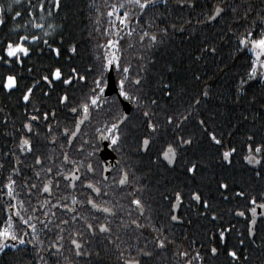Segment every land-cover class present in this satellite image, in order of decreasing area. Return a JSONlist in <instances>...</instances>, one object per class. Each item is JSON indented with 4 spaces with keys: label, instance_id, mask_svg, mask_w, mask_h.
Returning <instances> with one entry per match:
<instances>
[{
    "label": "snow or ice",
    "instance_id": "1",
    "mask_svg": "<svg viewBox=\"0 0 264 264\" xmlns=\"http://www.w3.org/2000/svg\"><path fill=\"white\" fill-rule=\"evenodd\" d=\"M14 3L19 5L21 0H14ZM170 5L178 7L187 6L195 7L196 0H125L119 6L113 4L111 11L107 13L109 17L115 15L121 27L111 25L109 29H105V33L114 35L118 39L108 38L103 45L97 44V54L94 58V63L89 65V71L93 73L91 85L89 87V95L85 97V101L70 110L72 113H77L78 108L83 112V118L75 121V130L65 127L63 132L65 134V141L68 145L73 144V138L77 136L80 131V125L84 122L90 114L91 107L99 108L101 105H111L116 111L117 115L113 118L110 125L106 126L105 131L108 136L105 137L101 134L99 141L92 145V152L90 156H95L99 151L103 156V150L100 148V142L110 141L112 146H118L121 140L130 134L122 133L121 128L127 124L130 118L135 114L143 118L145 133L137 137L138 146L137 151H149L150 146L154 143V137L158 131L165 126L172 129L173 138L171 141L166 142V147L157 155V163L163 164L165 168L174 170L177 166L181 167L183 174L187 179L180 184L166 188L165 191L159 193L161 199L167 203V212L163 219H156L153 215L151 208V198L147 197V185L141 184L136 180L135 175H132L133 180L139 187L133 189L128 193V201L130 210L125 212V209L118 203L111 206H105L108 202H97L91 195H85L83 200L77 198L76 195L70 194L69 190H76L78 183L79 186L85 189H90L96 197L107 195L102 191V187L96 186L87 178L88 173H95V168L91 162H78L72 159L69 153L62 152L61 164L53 169V167H44V161H51V157L34 154V165L40 166L41 171L45 175V179L38 187L37 184L32 183L27 191L31 195L33 190L42 191L46 193L49 199L44 200V204L48 205V210L43 212L48 221L40 220L39 216H28L25 218L22 215L17 204L8 203L9 209H15V215L19 218L21 226H26L31 229V232L13 228V219L11 216L5 222L4 227H0V254H5L6 250L11 248L21 253L18 257H14L11 264H28L26 261V253L19 246L31 245L37 254L47 252L50 257L63 256L61 251L64 248L63 235L57 234L55 240L48 243L47 247H42L43 241L38 238L37 224L41 225L40 231L50 230L49 223L51 217L56 215L52 209H64L72 213L71 220L77 221L84 220L85 228L93 236L105 234V239L109 246H115L120 249L121 241L119 236L113 237V227L111 218H116L118 211L125 212L128 217V222L124 223L123 218L119 221V228L132 229L137 235V240L143 238L144 245L136 249V257H125V253L120 251L117 259H123L124 264H140L141 257H153L154 254H160L163 259V254L171 253L177 260V264H205L206 256L202 255L201 250L194 248L197 243L195 233H185L184 241L187 246H178L174 234V226L176 224L187 223L192 225L193 221L188 219L189 210L195 214L198 220H206L213 224V229L210 234L206 233L207 240V253L210 258H218L220 253L223 252L232 264H241L243 258L244 264H251V253L248 256L240 251L241 246L246 243V238L251 240V243L258 249L264 250V239H261L259 244H256V230L257 218L264 220V191L259 194V202L257 196L246 194L241 190L235 192L234 195L244 198L249 207L247 212L250 216L246 217V211L241 209L239 205L235 210L228 209V212L233 213L237 217H245L247 219V226L244 232H236L237 243L229 247L226 242L228 234L235 230V226L231 221H225L223 209L218 208V200H228L229 196L226 195L231 189V183L227 176L213 177L215 187H212V180L205 184L202 178L205 175L209 164L203 157L186 156L185 153L188 148L196 142L194 133L181 134L185 125L194 121L196 125L206 133L209 141L219 149L218 160L225 166H231L232 157L237 152V148L230 143H225V134L215 127V120L218 113L209 109V103L213 98L220 100L221 104L224 103L222 96H217L214 90L212 81L214 77L209 75L204 78L203 74L195 69L191 72V80L199 82V87L189 90L187 87L177 88L172 80L169 79V74L176 71L175 66L171 62H166L163 65V71L155 69L157 64L156 53L166 44L170 42L172 37L177 32L187 33L191 38L200 26L208 27L211 24H220L222 26L217 30L220 35L219 39L223 40L225 35L229 33L236 40L235 47L232 48L231 55L233 57L240 55L243 52L250 51L252 56L245 64L243 71L234 74V95L231 98L233 104L244 103L248 108H252L254 114L251 119L255 121L258 116L264 112V0H261L260 9H256L251 0L240 5L235 3L226 2V0H216L215 4L203 14L202 18H197L195 21L188 18L177 17L180 23L174 22L171 19L172 8ZM62 0H47V8L45 0H39L38 3L33 4L32 0H27V9L29 20L25 22V26L31 24L35 29L41 31L45 30L43 23H34L36 17L34 11L36 9L40 12V20L47 17H53L58 14L62 9ZM241 8L243 9L241 11ZM120 9H125L120 14ZM163 9V10H161ZM13 5L9 3L7 8L4 4H0V26L7 23L6 13L13 12ZM255 13V15H253ZM21 11H15V17H21ZM147 18V19H145ZM144 21V23H141ZM135 25V26H133ZM17 27H23L17 25ZM49 29L57 27L53 24H48ZM115 29V31H111ZM138 29V31H137ZM123 33V35H122ZM45 35H49L44 31ZM91 35V34H90ZM127 36L129 38L135 37L136 45L127 42L128 48L139 46L140 52L137 56V63L135 70L133 65L124 60L123 46L120 41ZM31 40L35 43H42L47 45L48 50L56 57H61L62 51L59 47H52L48 40H43L42 37L36 34L18 35L16 40H7L3 47H0V62L5 65L13 63L23 65L24 60L22 57L27 58L33 53V49L28 45ZM42 52L43 49H38ZM68 51L77 54L78 47L76 44L68 46ZM191 59L190 64L199 65L201 62L207 63L208 57H217L219 55V47L216 42V37L203 36L200 43L194 52L189 53ZM227 67V65H224ZM220 71L223 68L218 66ZM29 72L32 69H28ZM115 74V75H114ZM22 77L17 76L15 73H9L0 78V87L8 92L15 91L20 88V81ZM75 81H87V76L80 73L77 67L69 66L67 72L63 70V65L52 66L48 69L47 74H40L39 79H32L31 84H25L22 90L21 99L25 103L24 111L27 113L26 120L21 124V132L19 135L18 148L23 153H34L33 135L40 136V132L35 127L41 121L46 126V131L51 134L53 132V125L50 119H55L56 110L54 108H47L42 102L37 101L32 103V98L35 96V90L40 89L44 97L49 96V92L44 91V87L54 90L57 83L63 85H71ZM43 82V85L41 84ZM260 84L262 87L259 92L254 90V85ZM69 102V94L64 91L62 95H58V103L60 105H67ZM28 105H31L32 111L29 112ZM258 106V108H257ZM131 107V110H129ZM44 109V110H42ZM161 116L163 120L161 121ZM243 120L249 119L247 113H242ZM7 119V117H5ZM99 131V130H97ZM231 136L232 133L227 134ZM255 132L246 137L245 151L242 159L248 165L261 166L255 171L257 178L262 177L264 172V140L259 142L255 139ZM55 136H52L53 142ZM63 147V145H61ZM105 149L108 147L104 145ZM5 156L14 157L15 165L11 167L12 174H19V165L23 161L14 151L4 153ZM160 156L163 160H160ZM54 162V161H53ZM4 168V164L0 163V169ZM81 168L84 172H81ZM102 171L106 169L101 166ZM41 171H36L37 178L41 176ZM119 184L125 185L128 183L130 173L126 169L120 170ZM7 183L4 185L6 195L11 197L12 200H17L16 195V180L12 175L6 177ZM107 180V177H104ZM64 185V196H54L53 190L60 189L61 183ZM106 186V185H105ZM207 189V191H206ZM215 191L216 196L212 195ZM69 201V202H65ZM22 207L23 200L18 201ZM91 205L92 209H96L99 213H106L103 221H100L99 216L93 215L92 221L88 222L87 217L82 216L78 211L76 205ZM71 205V206H70ZM258 209L260 211H258ZM36 211L35 208L32 209ZM133 213L135 217L133 218ZM35 221V222H33ZM70 221L68 219H60L59 223L55 225L59 232L62 233L66 228L61 225L68 226ZM145 232L148 235H145ZM31 235L32 239H26ZM83 232H74L69 238V242L74 246V253L76 257L91 256L93 253L84 250V242L73 237H83ZM149 237L151 238L149 241ZM219 240L223 248L216 246L215 241ZM9 241H12L9 244ZM151 243L152 249L146 250L148 243ZM203 247V245H202ZM107 251V247L105 249ZM247 251V249H245ZM95 255L100 257V252ZM67 260V257H64ZM41 264H48V261L43 255H39ZM170 264V262H166ZM210 264V260H209Z\"/></svg>",
    "mask_w": 264,
    "mask_h": 264
},
{
    "label": "flooded vegetation",
    "instance_id": "2",
    "mask_svg": "<svg viewBox=\"0 0 264 264\" xmlns=\"http://www.w3.org/2000/svg\"><path fill=\"white\" fill-rule=\"evenodd\" d=\"M215 2L216 0H196L195 7H178L175 5L170 6L174 10V20L176 22H178L176 19L178 16L186 19L190 18L195 21L197 18H202L203 14L207 12L209 8L215 4ZM226 2L242 5L246 3L247 0H226ZM251 2L254 4L256 9H260L261 0H259V2L258 0H251ZM241 10L243 9L241 8ZM253 15H255V13H253ZM211 26L214 27L211 28ZM221 26L222 22L220 24H211L208 27L200 26L192 37H202L205 35L208 36L211 31H216ZM219 52L221 54H225L226 51L221 49ZM242 54L246 57L244 61L247 63V61L252 56L251 52H243ZM56 85H60V83H57ZM254 86L262 87L260 84ZM78 91L79 85L77 81V99L75 102L69 107H66V105H60L58 103L55 109L56 117L55 119H50L49 121L53 125V132L51 134L46 131V126L42 121L35 126L40 132V136L36 137L33 135L32 142L34 145V153H23L19 150L17 145L18 154L20 159L23 161V164L18 166L20 167L19 174H14V176L17 178V200L11 199L10 201L14 204H17V207L20 209L22 215H24L25 218L28 216H39L40 220L47 222L49 218L45 217L43 212L48 210L49 206L45 205L43 202L45 199H49L48 195L42 191L38 192L36 190H33L31 195H29L27 191V188L32 183L37 184L39 187L41 182L45 179V175L41 171L40 166L34 165V154L41 155L42 159L45 155L51 157V161H44V167H53L55 170V168L58 167L62 162L61 153L67 152L72 159H75L78 162H91L93 164L95 173H88L87 178L89 181L95 183L96 186L102 187V191L107 193L106 196L102 195L100 197H96L90 189L82 188L78 183L76 190H69L70 194L76 195L80 200H83L85 195H91L92 198L97 202L107 201L108 203L105 206H111L112 204L118 203L125 209L126 212L130 210L128 193L132 192L134 188L139 187V185L136 184L135 180L132 178V175L134 174L136 180H139L141 184H146L148 186L145 195L146 198H151V208L153 210L154 217L156 219H163L165 213L167 212L168 205L161 199L159 193L165 191L166 188L174 187L187 179V177L184 176L181 167L177 166L174 170H169L168 168H165L163 164L157 163V155L164 147H166V142L171 141L173 138L172 129L165 126V128L162 129L163 136H156L154 140L157 142V144H159L156 148H151V144L149 151L144 152L141 150L138 152L137 137L143 135L145 132L138 133V131L141 129V127L139 128L140 121L138 123L134 121L129 122L122 126L121 132L129 133L133 128L135 130L131 131L129 135L125 136L118 146H112L110 141H102L100 142V148L103 150V156H101L99 151L95 156H90L89 154L93 150L92 145H95L99 141L101 134H103L105 137L109 135L105 129L106 126L110 125L111 123L104 120V115L106 116L105 111L109 110L111 107L107 105H101L99 108L91 107L89 116L84 119V122L80 125V131L78 132L77 136L73 138V144L68 145L65 141L63 129L67 127L69 129L75 130V121L83 118V112L81 109L78 108L77 113H72L70 110L72 107H76L85 101V98H82ZM47 92H53L58 101V95H61L62 89H60V87L55 90L48 89ZM110 115L112 114L109 113V116ZM225 116L227 117L228 114L223 113L221 115H217V117L222 118H225ZM143 124L144 121L141 124L142 127ZM250 124L255 125V122H250ZM187 126L198 127L194 121L187 124ZM251 131L253 132V129H251ZM52 136H55L56 138L54 142L52 140ZM205 136L207 137L206 133ZM206 140L208 141L209 139L206 138ZM105 144L108 145L106 149L104 147ZM61 145H63V147H61ZM198 149L201 150L197 151ZM218 152V148H191L190 146L185 155L197 157L199 154H202V157H205V161L209 164V167L202 178V182L207 184L210 180H212L213 189L215 187L213 177L223 175L229 178L231 189L228 193H226V195L229 196V199L226 201L218 200V208L224 210V220L226 222L231 221L235 226L236 231L228 234L226 238L227 245L231 247L237 243L236 236H233L232 234H236L237 231L244 232L247 226V219L245 217L235 216L233 213L228 212V209L235 210L236 206L239 205L241 209L246 211V217L250 216V213L247 212L249 205L247 204L246 199L237 197L234 195V193L243 190L246 192V194L250 193L251 195L257 196L259 202V194L264 191V178H257L255 176L254 170H258L261 166L248 165L247 162L242 159L243 155L246 154L245 148H237V152L232 157V164L230 167L225 166L218 160ZM160 160H163L162 156H160ZM13 164L14 166H17L15 165V160L13 161ZM101 166H103L106 171H102ZM121 169H126L130 173L128 183L125 185L119 184V180L121 178ZM36 171H41V176L39 178H37L35 175ZM81 172H84L83 168H81ZM105 176L107 177L106 181L104 180ZM262 177H264V172H262ZM63 189L64 185L62 182L60 189L53 190L54 196H64L66 193ZM212 195L216 196L217 194L215 191H213ZM19 200L24 201V205L22 207L18 203ZM75 207H77L82 216L87 217L88 222H93V215L99 216L100 221H103L104 217L108 215L106 213L97 212L96 209H92L91 205L87 204L82 206L76 205ZM33 208L36 209L35 212L32 211ZM15 211V209L8 208L7 212L8 217L11 216L13 219V228L20 229L23 227L24 230L30 233L31 229H27L26 226H21L19 218L15 215ZM52 211H55L56 215L51 217V222L49 223L50 230L40 231L41 225L37 224L38 238L44 242L42 247L46 248L50 241L55 240L57 234L63 235L65 237L63 241L64 248L61 250L63 252V256L50 257L47 252H41L40 254H37L31 245L22 246L36 255L37 264H41L39 255H43L48 261V264H124L123 259H117L118 253L120 251L125 253V257H136V249L144 245L143 238H140L139 241L137 240L136 237L138 233L132 229L119 228V221L121 218H123L124 223L128 222V217L126 216L125 212L118 211L116 218L110 217L113 227L112 235L113 237L119 236L121 241L120 249H117L115 246L108 245V242L105 239V234L97 233V235L93 236L92 233L88 232L85 228L84 220L78 219L77 221H72V213H69L64 209H52ZM135 215L136 214L133 213V218ZM187 218L193 221L192 225L187 223H178L174 226L173 231L176 238V244L178 246L186 247L187 242L184 241L185 233L201 232L203 235L201 237L196 236L197 243L193 247L201 250L202 255L206 256L205 264H209V260L210 264H227V262H231L229 260L230 258L228 259L223 252H221L219 257L215 259L210 258V254L207 253L208 237L206 236V233L210 234L209 229H213V224H210L206 220H198L195 217V214L190 210ZM60 219H68L70 221L68 226L61 225L62 228H66V230L62 233H60L59 229L55 227V225L59 223ZM255 230L256 237L258 233H264V220H261L260 218L257 219ZM77 231L83 232L84 236L82 238H73L78 239V241L82 240L84 242V250L93 253V255L80 257L75 256L74 246L70 244L69 238L72 233ZM145 235L147 236L148 233L145 232ZM26 239H32L31 235L26 237ZM150 239L151 238L149 237V241ZM11 243L12 241H9V244ZM259 243L256 242V244ZM215 244L219 248L224 247V245H222L219 240H216ZM251 245L253 248L250 247ZM106 247L107 251L105 250ZM151 249L152 245L149 242L146 250ZM245 249H255L256 251V246L251 243L250 239L246 238V243L244 246H241L240 251L248 253V251H245ZM96 252H100V257L95 255ZM251 253H253V251H251ZM163 256V259L161 258L160 254H154L151 258L141 257L140 264H166V262H170V264H177V260L171 255L170 252L163 254ZM64 257H67L68 259L65 260Z\"/></svg>",
    "mask_w": 264,
    "mask_h": 264
},
{
    "label": "trees",
    "instance_id": "3",
    "mask_svg": "<svg viewBox=\"0 0 264 264\" xmlns=\"http://www.w3.org/2000/svg\"><path fill=\"white\" fill-rule=\"evenodd\" d=\"M38 2L39 0H32L33 4ZM124 2L125 0H62L63 7L59 13L54 14L53 17H47L45 13L44 20H40V12L36 9L33 13L36 17L34 23H43L45 25L44 31L49 33V35H45L44 31L33 28L31 24L25 26V22L30 19L27 9V0H21L19 5L15 4L14 0H0V4H4L6 8L7 5L11 3L14 9L13 12L6 13L7 23L0 26V47H3L7 40H16L18 35L36 34L42 37L43 40H48V43L51 44L52 47H59L62 51L61 57H56L54 53L48 50L47 45H44L42 41L40 43H35L29 40L27 43L33 49V53L27 58L22 57L24 60L23 65H17L15 63L5 65L0 62V78L9 73L17 74L18 78L22 77L20 88L15 91L8 92L0 87V163L4 164V168L0 169V227H4L8 219L7 205L11 200V197L6 195V190L4 189V185L7 183L6 177L12 175V178L17 181V178L10 171L11 167L14 166L13 161L15 158L5 156L4 153H8L11 150L16 152L19 156L17 145L20 132L22 131L21 124L26 120L27 116V113L24 111L25 103L21 99L24 85L31 84L33 78L38 80L40 74H47L48 69L52 66L63 65V70L65 72H67L69 66H74L78 68L81 74L87 76L86 82L78 81L79 95L82 98L88 96L90 94L89 87L93 76V73L88 69L89 65L94 63V58L97 54L96 45H103L108 38L118 39V37L114 35L105 33V29H109L110 24L121 27L116 16L113 15L109 17L107 13L111 11V6L113 4L119 6L120 3ZM45 6L47 8V0H45ZM124 10L125 9H120V14H122ZM15 11H21L22 16L12 19V17L15 16ZM171 19L176 22L174 20L173 8ZM141 23H144V21H141ZM177 23H180V21ZM48 24H53L57 27L49 29L47 27ZM17 25H22L23 27H17ZM213 27L214 26H211V28ZM111 31H115V29H111ZM208 36L216 37L219 50L224 49L226 51L225 54L219 52L217 57H208L207 63L201 62L199 65L190 64L191 57L189 53L196 50L203 36L189 38L186 32H177L170 42L156 53L157 64L154 66L155 69L163 71V65L166 62L173 63L176 71L169 74V79L173 81L177 88L187 87L189 90H193L200 86L199 82H193L191 80V72L193 69L201 72L204 78L209 75L213 76L214 80L212 83L214 84V90L217 96H222L224 98V103L221 104L220 100L214 97L209 103V109L217 111L218 113L228 114L225 118L216 117L215 120V127L225 134L224 142L230 143L236 148H245L246 137L253 132L256 134L255 139L257 142L264 140V112L253 121L251 119V116L254 114L252 108H248L244 103L233 104L231 102V98L234 95V89L232 88L234 83L233 77L235 73L243 71L246 64L244 59L246 57L242 53L235 57L231 55L230 51L235 47L236 40L230 33L225 35L223 40L219 39L217 30L211 31ZM126 41L136 45V39L135 37L129 38L125 36L124 39L120 41L123 46L124 60L130 62L133 65V70H135L140 49L138 45L134 48H128ZM71 44L77 45V54L68 51V46ZM38 49H43V51L39 52ZM0 55H4V53L0 52ZM224 65H227V67H224ZM218 66L223 68V71H220ZM28 69H32V71L29 72ZM41 84L43 85V82H41ZM59 87L62 89L61 95L64 91L68 92L69 102L66 107L71 106L77 99V81L71 85H55L54 90ZM260 88L261 87L254 86V90L257 92H259ZM48 89L51 90L46 86L44 87V91H48ZM37 101L42 102L47 108L56 109L58 105L57 98L54 96L53 92H50L48 97H44L39 88L35 90V96L32 98L33 104ZM107 106L111 108L105 111L106 116L104 115V120L111 123L118 113L113 106ZM28 108L29 112H31V105H28ZM109 113L112 115L109 116ZM242 113H247L249 119L243 120L241 118ZM5 117H7V119H5ZM162 120L163 117L161 116V121ZM133 121L137 123L140 121L139 128L141 127V129L138 133H144L145 129L141 126L143 119L138 112L129 120V122ZM250 122H255V125H251ZM162 129L160 132L158 131L156 133L154 139L157 135L160 137L163 136ZM251 129H253V132ZM190 132L194 133L196 136V142L191 148H217L209 140H206L207 137L205 133H203L199 127H188L185 125L181 134ZM229 132L232 133L231 136L227 135ZM158 145L159 144L155 141L152 143L151 148H156ZM200 150L201 149H198L197 151ZM197 157H202V154H199ZM203 158L205 159V157ZM208 227L211 228L210 226ZM195 235L201 237L203 233L198 232L195 233ZM232 235L236 236V234ZM261 239H264V233H258L256 242L259 243L260 241L258 240ZM250 247L253 248L252 245ZM18 248H22L26 253V261L28 264H37V258L33 252L19 245ZM247 251L248 253L244 252L245 256H248L249 253L253 251V253H251V264H264V250L256 248V251L255 249H248ZM20 254L21 253L17 252V250L9 248L6 250L5 254H0V264H11L13 258L18 257ZM241 263L244 264L243 258ZM227 264L232 263L227 262Z\"/></svg>",
    "mask_w": 264,
    "mask_h": 264
},
{
    "label": "water",
    "instance_id": "4",
    "mask_svg": "<svg viewBox=\"0 0 264 264\" xmlns=\"http://www.w3.org/2000/svg\"><path fill=\"white\" fill-rule=\"evenodd\" d=\"M129 110H131V107H130V109H129ZM258 211H260V210L258 209ZM258 218H259V216H258ZM258 218H257V219H258Z\"/></svg>",
    "mask_w": 264,
    "mask_h": 264
}]
</instances>
